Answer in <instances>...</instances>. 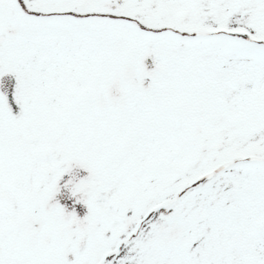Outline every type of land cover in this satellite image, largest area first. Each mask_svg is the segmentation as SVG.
<instances>
[{
	"label": "snow or ice",
	"instance_id": "6c2138e0",
	"mask_svg": "<svg viewBox=\"0 0 264 264\" xmlns=\"http://www.w3.org/2000/svg\"><path fill=\"white\" fill-rule=\"evenodd\" d=\"M0 264H264V0H0Z\"/></svg>",
	"mask_w": 264,
	"mask_h": 264
}]
</instances>
